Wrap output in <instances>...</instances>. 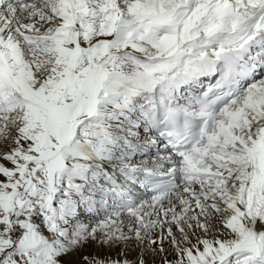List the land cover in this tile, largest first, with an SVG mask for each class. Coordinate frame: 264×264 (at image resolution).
I'll return each mask as SVG.
<instances>
[{
    "label": "snow or ice",
    "instance_id": "obj_1",
    "mask_svg": "<svg viewBox=\"0 0 264 264\" xmlns=\"http://www.w3.org/2000/svg\"><path fill=\"white\" fill-rule=\"evenodd\" d=\"M0 264H264V0H0Z\"/></svg>",
    "mask_w": 264,
    "mask_h": 264
}]
</instances>
